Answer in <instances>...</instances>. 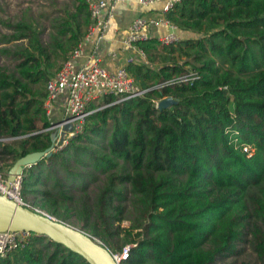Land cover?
<instances>
[{"label": "trees", "instance_id": "trees-1", "mask_svg": "<svg viewBox=\"0 0 264 264\" xmlns=\"http://www.w3.org/2000/svg\"><path fill=\"white\" fill-rule=\"evenodd\" d=\"M164 17L187 36L135 43L145 60L125 69L143 95L92 112L66 146L25 168L22 198L112 254L126 247L119 264H216L242 246L264 264V0H180ZM89 23L85 0L0 20V172L49 147L51 133L37 132L49 124L45 84ZM166 97L175 102L154 106ZM0 264L87 263L31 233Z\"/></svg>", "mask_w": 264, "mask_h": 264}, {"label": "built area", "instance_id": "built-area-1", "mask_svg": "<svg viewBox=\"0 0 264 264\" xmlns=\"http://www.w3.org/2000/svg\"><path fill=\"white\" fill-rule=\"evenodd\" d=\"M122 0H85L89 14V26L81 42L72 50L69 58L46 81V96L43 101L45 116L49 124L37 132L54 134L51 153L61 150L68 141L81 133L88 115L92 112L118 103L122 100L143 95L132 76L125 69V64L144 61L145 55L135 43L139 40L154 37L161 44L175 42L181 38L175 25L171 24L164 13L172 9L180 0H136L143 9L159 5V16L146 17L138 15L125 27L119 40V46L110 49L106 56L111 64L100 55L104 43L115 42L109 35L114 8ZM159 29L157 35L148 33V28ZM161 28L166 29L165 31ZM88 45L84 54L83 45ZM126 54L120 64L114 61L120 54ZM192 73L182 74L158 85L179 84L193 79ZM112 97V101L104 102V97ZM160 99L153 101L156 107ZM59 103V108L55 106ZM57 111V113H56ZM69 125V129L64 127ZM245 150V148H244ZM21 174L15 175L12 181L6 180V174L0 172V195L6 196L18 205L28 207L20 192ZM41 211L39 209H34ZM44 212V211H42ZM31 233L26 231H0V259L8 252L23 248ZM127 248L121 253L113 254L116 260L124 259Z\"/></svg>", "mask_w": 264, "mask_h": 264}, {"label": "water", "instance_id": "water-1", "mask_svg": "<svg viewBox=\"0 0 264 264\" xmlns=\"http://www.w3.org/2000/svg\"><path fill=\"white\" fill-rule=\"evenodd\" d=\"M175 101L169 97L157 102L156 108L168 107ZM69 129V125L64 130ZM50 145L44 151L28 153L18 158L6 172V180L12 181L25 168L51 154L54 134H50ZM26 231L43 235L79 255L87 264H119L114 255L96 238L67 223L56 220L45 212L21 206L0 195V231Z\"/></svg>", "mask_w": 264, "mask_h": 264}, {"label": "rangeland", "instance_id": "rangeland-1", "mask_svg": "<svg viewBox=\"0 0 264 264\" xmlns=\"http://www.w3.org/2000/svg\"><path fill=\"white\" fill-rule=\"evenodd\" d=\"M64 3L65 0H0V20L15 21L19 19L24 13H31L34 16L40 13L47 14V12L51 11L53 8H62ZM44 23L47 22L44 21ZM158 63V59H155L154 63L148 62V65L155 67L158 65ZM55 219L58 220L57 218ZM65 223L77 229L79 228L78 224H76V222L71 218L68 221H65ZM119 225L121 228H126L130 225V220L126 219ZM241 261H248L252 264H257L255 262L254 255L249 251V248L245 246H242V251L238 256L225 258L216 264H238Z\"/></svg>", "mask_w": 264, "mask_h": 264}, {"label": "crops", "instance_id": "crops-1", "mask_svg": "<svg viewBox=\"0 0 264 264\" xmlns=\"http://www.w3.org/2000/svg\"><path fill=\"white\" fill-rule=\"evenodd\" d=\"M159 5H154L153 7H150L148 9H143L140 7L136 0H122L120 3L116 5L114 8L113 12V18H112V24H111V29L109 31V35L107 36L108 38L111 37L113 41L111 43H104L101 47V52L100 55L104 58V61L108 64H111V59L110 57L106 56L107 52L110 49L116 48L119 46V40L123 36L125 32V27L126 25L136 16L138 15H143L146 17H155L159 16ZM162 32L163 30L165 31L166 29L161 28ZM159 32V29L149 27L148 28V33L152 36L157 35ZM182 37L187 36L186 33H181ZM83 52L86 54L88 52V45H83ZM124 53V52H123ZM124 54H120V56L117 58L115 64H120L125 57ZM59 103L55 106L56 108H59ZM57 113V111H56Z\"/></svg>", "mask_w": 264, "mask_h": 264}]
</instances>
